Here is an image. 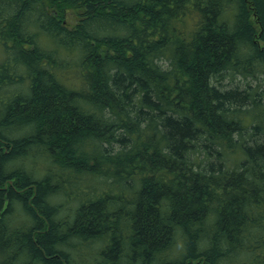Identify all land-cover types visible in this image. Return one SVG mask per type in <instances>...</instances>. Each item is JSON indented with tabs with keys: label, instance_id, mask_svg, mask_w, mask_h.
Masks as SVG:
<instances>
[{
	"label": "trees",
	"instance_id": "1",
	"mask_svg": "<svg viewBox=\"0 0 264 264\" xmlns=\"http://www.w3.org/2000/svg\"><path fill=\"white\" fill-rule=\"evenodd\" d=\"M0 47V264H264V0H0Z\"/></svg>",
	"mask_w": 264,
	"mask_h": 264
},
{
	"label": "rangeland",
	"instance_id": "2",
	"mask_svg": "<svg viewBox=\"0 0 264 264\" xmlns=\"http://www.w3.org/2000/svg\"><path fill=\"white\" fill-rule=\"evenodd\" d=\"M4 50L0 47V61H2L3 59H4ZM16 57V56H15ZM12 60H13V58H12ZM238 82V81H237ZM240 83H242V82H240ZM37 159V158H36ZM39 159V161L38 160H36L39 164H37L36 163V161L34 160H29V161H25L24 163H22L20 160H18L17 162H15V166H17V168L18 167H25L27 170L26 171H29V172H31L34 176H36V171H35V169L37 168V166H39V165H43L44 164V166L46 167V168H48V162H46V160H45V158L43 159V158H38ZM90 183V185L89 186H93V187H96V185L94 184V183H92V182H89ZM92 184V185H91ZM87 189H89V191L87 190ZM81 192L84 194V195H88V193H90L91 192V190H90V188L87 186V185H85L84 186V188H81ZM63 199H65V198H63ZM61 202H63V206H62V209H61V211L63 212L64 210H67L68 208H69V206H70V202H66L65 200H60ZM7 205V202H5V206ZM76 206V204H74V207ZM18 211H17V217H16V224H20V222L23 220L22 219V215L20 214V211H19V209H17ZM90 257H92V256H89V258L88 259H90Z\"/></svg>",
	"mask_w": 264,
	"mask_h": 264
}]
</instances>
